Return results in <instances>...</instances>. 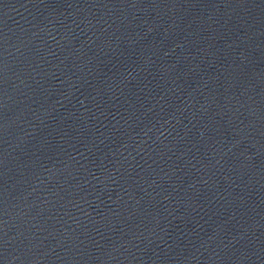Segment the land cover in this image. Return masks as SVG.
I'll return each instance as SVG.
<instances>
[{
  "label": "water",
  "instance_id": "95a60500",
  "mask_svg": "<svg viewBox=\"0 0 264 264\" xmlns=\"http://www.w3.org/2000/svg\"><path fill=\"white\" fill-rule=\"evenodd\" d=\"M0 264H264V0H0Z\"/></svg>",
  "mask_w": 264,
  "mask_h": 264
}]
</instances>
